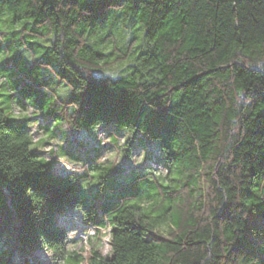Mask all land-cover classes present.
Masks as SVG:
<instances>
[{
    "label": "trees",
    "instance_id": "1",
    "mask_svg": "<svg viewBox=\"0 0 264 264\" xmlns=\"http://www.w3.org/2000/svg\"><path fill=\"white\" fill-rule=\"evenodd\" d=\"M4 37L26 66L7 88L11 110L31 101L70 128L144 131L168 176L134 204L86 208L88 171L123 166L57 172L39 117L10 122L0 105V264H81L72 209L84 231L111 230V254L95 248L86 264H264V0H0Z\"/></svg>",
    "mask_w": 264,
    "mask_h": 264
},
{
    "label": "rangeland",
    "instance_id": "2",
    "mask_svg": "<svg viewBox=\"0 0 264 264\" xmlns=\"http://www.w3.org/2000/svg\"><path fill=\"white\" fill-rule=\"evenodd\" d=\"M4 39L6 40V37L0 38V45H2L0 46V57H4L0 60V93L3 94L0 97V105L8 112L11 107L8 104L7 88L11 90L12 87H15L13 75H21L22 72H25L26 66L24 60L18 59L17 63L11 61L15 58V54L5 47ZM9 56L10 64L7 63ZM47 87L60 94L56 84L51 81L47 82ZM14 91L20 97L25 96L22 89H14ZM29 103L32 107L29 111L14 108L11 110L12 113H8V120L30 126L31 121H27V117H39L32 123L34 131H36L35 138L47 137L46 143L41 146V149L43 155L53 161L55 171L66 173L71 170L82 173L83 166L88 161H112L123 166V170L119 173L100 169L88 171L89 178L80 183L86 208L95 202L107 199H119L131 205L136 200L139 201L138 198L131 197V195L144 190H149L152 193L160 190L156 183L164 182L163 178L168 176V171L163 163H157L162 156L163 149L159 148L160 143L157 140L153 141L143 135L144 131L132 138L127 128L115 124L99 123L94 127H86L82 130L70 128L67 124H61V120L54 119L52 108L43 109L40 105L31 104V101ZM40 122H48L50 136H46L42 132L43 129L38 128ZM37 148L38 146L33 143L32 149ZM149 171L155 172V175L146 176ZM142 176L146 177L141 178ZM158 205L154 213L156 217L163 213L166 203ZM149 208L147 207V210ZM71 211L78 216L79 220L76 218L74 222L70 223L72 241L70 247L81 250L84 262L81 264L88 263L92 255L91 251L95 248H98L102 255H110L112 250L111 230L103 229L98 232L95 227H91L90 230L84 231L82 227L85 222H83L81 210L72 209ZM81 223L82 226H80ZM36 255L39 259L51 260V254L47 250L38 251Z\"/></svg>",
    "mask_w": 264,
    "mask_h": 264
},
{
    "label": "snow or ice",
    "instance_id": "3",
    "mask_svg": "<svg viewBox=\"0 0 264 264\" xmlns=\"http://www.w3.org/2000/svg\"><path fill=\"white\" fill-rule=\"evenodd\" d=\"M4 59V57H0V60ZM26 115V114H25ZM45 140L47 139V137L44 138ZM43 142V141H42Z\"/></svg>",
    "mask_w": 264,
    "mask_h": 264
}]
</instances>
